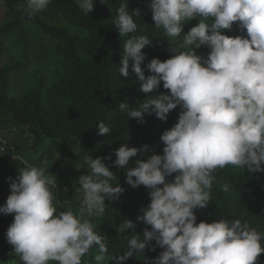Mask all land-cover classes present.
I'll use <instances>...</instances> for the list:
<instances>
[{
  "label": "clouds",
  "instance_id": "1",
  "mask_svg": "<svg viewBox=\"0 0 264 264\" xmlns=\"http://www.w3.org/2000/svg\"><path fill=\"white\" fill-rule=\"evenodd\" d=\"M50 3L26 0L28 18ZM76 4L85 15L94 11V0H76ZM149 8L156 29L180 41L178 46L170 43L174 55L166 61L152 59L147 65L151 75L146 77L142 50L152 39L146 34L128 38L139 31L141 12L130 10L129 0H117L112 23L127 38L116 69L128 77L131 67L144 94L157 92L161 82L170 94L150 95L137 107L121 102L118 113L128 121L142 123L145 114L166 121L179 107L178 122L160 137L163 154L147 156L145 161L138 154H146L148 145L125 144L107 157L85 155L88 174L77 181L83 195L75 210L58 211L68 201L58 199L56 178L45 171L47 160L21 167L15 180L8 178L10 195L0 207V213L14 214L6 239L13 247L10 255L17 259L0 264H82L93 246H98L93 264L113 260L124 264L133 256L142 258L152 241L163 249L152 264H257L264 253V233L246 220L197 224L195 215V210L209 206L218 183L217 169L231 165L244 173L264 172V0H151ZM198 17V25L185 33L183 22ZM235 22L246 36L223 34L232 31ZM201 46L210 49L207 59L196 54ZM97 125L100 135L113 130L104 121ZM112 155L114 165L122 169L134 163L125 173L128 185L150 189V203L138 220L151 230L145 228L140 235L133 221L124 220L118 232L130 238L119 256L109 255L107 238L93 223L105 214L106 201L124 192L105 163ZM173 174L174 179L167 180ZM222 188L228 192L230 184Z\"/></svg>",
  "mask_w": 264,
  "mask_h": 264
},
{
  "label": "trees",
  "instance_id": "2",
  "mask_svg": "<svg viewBox=\"0 0 264 264\" xmlns=\"http://www.w3.org/2000/svg\"><path fill=\"white\" fill-rule=\"evenodd\" d=\"M0 3L6 6V19L0 27V63L4 52V38L14 39L23 51L27 48L33 28L57 41L55 49L60 57L61 71L49 87L40 83L23 96L10 97L11 74L17 71V66L0 68V110H7L19 124L30 128L35 146L43 138L64 144L77 143L83 150L80 155L82 159L85 155H91L93 159L107 157L125 144L130 148L148 145L149 151L146 154H138V158L145 161L147 156L163 154L165 145L160 137L178 122L181 111L179 107L168 114L166 121L154 114H145L142 123L138 119L128 121L127 116L118 113L121 102L137 107L148 96L170 94V90H165L161 82L157 92L144 94L140 91L141 84L131 67L128 77L118 73L116 68L120 65L127 37H121L112 23L116 17L117 0H108L111 8L104 0H94V11L87 15L79 9L76 0H51L46 10L31 19L26 13V0H0ZM150 3L151 0H129V9H139L141 17L138 21L139 31L130 33L128 38L146 34L152 39L151 45L142 50L145 59L141 67L146 77L151 75L147 65L152 59L166 61L174 55L163 29H156ZM199 22V17L183 22L185 33ZM207 22L211 23V20ZM223 34L229 37L246 36V30L241 32L239 22H235L233 30ZM195 50L204 59H207L210 52L207 46ZM100 121L112 127L110 134L98 133L97 124ZM47 154L40 156L33 165L48 160ZM115 159V155H112V160H106L105 163L117 176L124 192L118 199L106 201L105 214L94 219L93 223L96 230L107 238L109 255L119 256L123 254L122 250L130 238L129 234L118 232V227L124 220L133 221L137 225L136 232L140 235L145 228L151 230V226L138 220L143 215L142 209L150 203V189L143 185L133 189L128 185L126 170L135 165L131 163L122 169L114 165ZM132 159L134 161L136 158ZM85 169L88 171L87 164ZM216 175L218 183L213 186L209 206L195 210L197 224L201 221L213 223L224 218H240L264 233V172L244 173L243 169L229 165L224 169H217ZM174 177L175 174L167 180H173ZM61 178L69 187L73 184L72 180L75 179L76 183L78 181L72 169L61 175ZM225 183L230 184L228 192L223 191L222 185ZM70 196L75 210L79 203L76 190ZM96 247L98 246H93L89 255L95 254ZM162 251L152 241L142 258L133 256L124 264H152ZM86 257L82 258V264ZM257 264H264V253L258 257Z\"/></svg>",
  "mask_w": 264,
  "mask_h": 264
},
{
  "label": "rangeland",
  "instance_id": "3",
  "mask_svg": "<svg viewBox=\"0 0 264 264\" xmlns=\"http://www.w3.org/2000/svg\"><path fill=\"white\" fill-rule=\"evenodd\" d=\"M6 19V6L0 3V27ZM170 49L178 46L180 41L176 38L167 37ZM3 57L0 68L9 65H16L17 71L11 74L10 97L23 96L28 91L36 88L40 83L49 87L56 81L57 74L61 71L60 57L56 53L55 46L57 41L45 35L37 28H33L27 48L23 51L12 38H4ZM172 45H171V44ZM196 54L200 52L195 50ZM82 148L77 144H64L53 139L41 140V143L35 146V140L30 132V128L19 124L7 110H0V207L4 206L7 197L10 195V183L8 178L13 180L19 175L18 170L23 166L33 165L37 159L45 153L48 157L49 166L46 167V174H52L57 181L56 192L58 199L63 203L64 208L58 211H64L72 208L71 193L76 190V196L82 197L83 192L79 185L72 180L73 184L69 187L61 175H64L69 169L79 179L86 175V163L81 158ZM79 169H78V168ZM76 183V184H75ZM67 187L68 191L64 189ZM72 190V191H71ZM14 214L5 215L0 213V262L15 260L13 247L8 244L6 232L13 222ZM4 250L5 252H1ZM94 254L88 255L83 264H93ZM58 264V262H57ZM108 264H115L109 261Z\"/></svg>",
  "mask_w": 264,
  "mask_h": 264
}]
</instances>
